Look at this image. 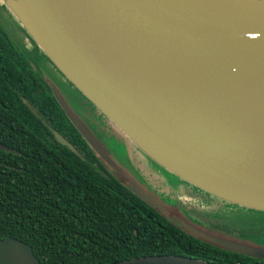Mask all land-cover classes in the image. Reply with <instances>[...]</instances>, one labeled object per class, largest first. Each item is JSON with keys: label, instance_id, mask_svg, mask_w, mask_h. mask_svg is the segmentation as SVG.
I'll return each mask as SVG.
<instances>
[{"label": "water", "instance_id": "water-1", "mask_svg": "<svg viewBox=\"0 0 264 264\" xmlns=\"http://www.w3.org/2000/svg\"><path fill=\"white\" fill-rule=\"evenodd\" d=\"M3 1L99 113L96 119L79 117L52 86L61 110L109 173L186 234L264 261V244L202 228L187 218L177 197L150 182L156 173L161 182L174 178L264 213L263 1ZM134 149L154 173L133 163ZM0 150L17 153L2 144ZM0 264L42 263L30 245L7 237L0 239ZM116 264L218 263L164 255Z\"/></svg>", "mask_w": 264, "mask_h": 264}, {"label": "trees", "instance_id": "trees-1", "mask_svg": "<svg viewBox=\"0 0 264 264\" xmlns=\"http://www.w3.org/2000/svg\"><path fill=\"white\" fill-rule=\"evenodd\" d=\"M0 46L13 47L1 28ZM1 78L0 98L19 97L27 118L33 117L21 99L24 91L31 94L30 85ZM40 94L43 112L48 113L45 106L55 108L52 127L79 154L59 144L41 121L40 130H0V144L17 152L0 150L1 240L11 237L27 243L42 264H116L164 255L218 264H264L186 234L141 201L103 166L54 96L44 88ZM248 212L251 218L260 216V227L248 221L243 225L247 232L228 234L262 245L264 213Z\"/></svg>", "mask_w": 264, "mask_h": 264}, {"label": "rangeland", "instance_id": "rangeland-1", "mask_svg": "<svg viewBox=\"0 0 264 264\" xmlns=\"http://www.w3.org/2000/svg\"><path fill=\"white\" fill-rule=\"evenodd\" d=\"M0 5L5 6L3 0H0ZM3 11L5 12L4 9ZM7 15V18L3 16L0 17V28L10 37L14 43V46L19 49V47L22 46V42L24 41L23 38L26 34V31L11 12L7 13ZM36 58L37 53L34 51L33 60ZM40 69L45 77H49L51 81L56 84L57 88L62 92L65 100L69 103L70 107L76 113L81 115L80 113L83 106L87 107L88 105L85 101H83L80 95L76 93V91H73L70 85H66L63 82V78H61L54 68L44 60H42L40 64ZM89 108L91 109V107ZM95 124L98 128L102 129L97 125L96 121ZM116 134L115 136H117L118 140H121L125 143L123 135L120 133ZM134 150L135 152H131L133 163H135L137 167H145V158L136 149ZM121 154L122 153H120V155ZM155 168V170H158L157 167ZM147 172L149 174L154 173L149 169H147ZM151 177L152 179L149 178L150 182L154 183V185L159 188L161 192H163L165 195H171L172 197H177V199H179V203L185 207L188 213L187 218H193L198 225L202 226V228L208 227L211 231L214 230V234H217V231L223 236H227L228 232H234V234L247 232L249 228L243 225L248 224V221L252 222L254 226H257V228L260 227V225H257L260 216L257 215L254 216V218H251L250 215L252 214H250L247 209L220 201L215 197L197 190L188 184H181L174 178H163V181L166 180L168 182L166 183L165 181L161 182L159 179H156L158 178L156 173L155 176ZM170 188L173 189V191ZM262 234L264 236V233Z\"/></svg>", "mask_w": 264, "mask_h": 264}, {"label": "flooded vegetation", "instance_id": "flooded-vegetation-1", "mask_svg": "<svg viewBox=\"0 0 264 264\" xmlns=\"http://www.w3.org/2000/svg\"><path fill=\"white\" fill-rule=\"evenodd\" d=\"M3 9L5 10V12L3 11ZM8 11L10 12V10L7 9L6 6L0 5V17L3 16L7 18L8 17L7 13H9ZM5 35L12 42L13 47L0 46V52H1L0 53V67L4 71V73L0 75L2 78L8 77L7 81H9V83H11L13 79H16L18 80V82H22L25 85L26 84L30 85L31 94H29L27 91H24L25 96L27 95L28 96L27 97L23 96L21 99L23 100V103L29 107L30 112L32 113L33 117L30 115L27 118L25 110L22 109L19 103L20 102L18 100L19 97L13 96V95L12 96L7 95L5 96V98L1 97L0 98V130H40L39 122L41 121L46 126L47 130H51L55 138L54 132H57V131L56 129L52 127V123L56 117V115H53L55 108L52 106L50 110H48V108L45 106L48 113H45L43 112V110H41L40 104H41L42 98H41L40 92H42V88H44V92L46 93L49 92L54 96L52 86L54 87L56 86V84H54L49 77H45L43 75V72L40 69V64L42 60H44L46 63H48L50 66L54 68V70L61 76V78H63V82L66 85H70L73 91H76V90L59 73V71L53 66V64L49 61V59L42 52V50L39 49L35 45V43L28 36L27 33L25 34L23 38L24 41L22 42V46L19 47V49L14 46L13 41L10 39V37L6 33ZM34 51H36L37 53V58L35 60H33ZM76 93L78 92L76 91ZM80 97L83 99V101L87 103L89 107H91L90 103L82 95H80ZM30 99L32 100L30 101ZM33 100H35L37 104H33ZM88 106L87 107L83 106L81 113H80L81 116L85 118V115H86L88 119L98 118L99 113L96 110H94L93 107H91V109H93L91 110ZM77 115L80 117L78 113ZM59 134L62 135L61 133ZM63 137L69 142V140L65 136ZM69 143L73 145L71 142ZM73 147L75 148L74 145ZM150 165L151 164L148 161H146L145 167L143 169L152 170V167Z\"/></svg>", "mask_w": 264, "mask_h": 264}, {"label": "bare ground", "instance_id": "bare-ground-1", "mask_svg": "<svg viewBox=\"0 0 264 264\" xmlns=\"http://www.w3.org/2000/svg\"><path fill=\"white\" fill-rule=\"evenodd\" d=\"M258 1H263L264 2V0H258Z\"/></svg>", "mask_w": 264, "mask_h": 264}]
</instances>
